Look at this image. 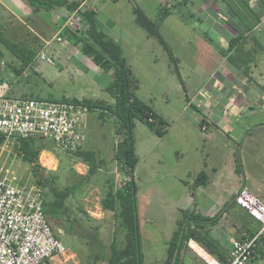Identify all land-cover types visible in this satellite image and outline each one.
Instances as JSON below:
<instances>
[{"label":"rangeland","instance_id":"1","mask_svg":"<svg viewBox=\"0 0 264 264\" xmlns=\"http://www.w3.org/2000/svg\"><path fill=\"white\" fill-rule=\"evenodd\" d=\"M214 1L216 0L209 2L214 3ZM261 1L253 0V5L256 4L264 10V0ZM88 3L99 11L101 24H104L102 19L107 15L117 20L116 29L122 30L123 36L130 31L134 33L133 36L129 35L130 40L134 42L126 44L124 57L137 82L135 92L142 101L160 113L171 126L167 135L162 136L156 135L138 120L135 121L134 127L137 157L135 168L137 215L142 264H157V254L161 244L155 240L152 241V238L158 237L153 226L169 227L171 218L176 219L175 202L181 196V187L177 183V178L182 177L185 170H190L197 165L200 150L203 147L213 145L220 149L225 146L223 158L228 169L234 163L232 152L239 150L245 175H248L252 167L259 168L261 172L264 171V109L255 114L256 107H264V85L260 86L251 77L247 79L240 75L243 81L236 82L239 89L234 92L233 102H210L213 104V112L218 114V110H223L222 114L227 117L234 113L241 114L239 119L237 117V119L223 120L224 123H221L220 127L218 125L213 127L207 122L205 129L202 130L199 123L205 117L201 112L210 111L203 108V103H196L198 109L192 105L195 101L190 103L189 101L200 85L203 86V97L209 98L207 84L213 82L212 79L216 78L221 69L219 58L214 56L215 50L209 44L200 43L197 38L191 36L189 27L180 25L179 19L182 18L184 21V16L188 15L185 4L179 1L177 16L169 14L160 26L162 36L178 59L182 85L157 39L144 35V30L130 21V10L134 5L141 7L149 17L154 19L161 5L171 10V1L88 0ZM228 4L230 0H223L220 5L228 6ZM238 7L240 11L242 7L240 5ZM237 13L240 16V13ZM67 20V26L71 30L82 29L81 20L75 13ZM6 33L8 39L15 41L11 34ZM52 36L47 45L45 43L42 46L39 45L43 50L38 46L36 48L38 52L44 51L45 55L52 57L54 63L50 64L38 57L35 67L32 66L20 74L15 71L20 61L0 41V94L28 97H77L111 102L110 95L105 89L99 90L91 86L93 73L103 69L97 67L88 56L79 53L78 57L79 46L72 47L71 53L88 67L83 68L84 64L73 60H70L69 66L63 65L54 53L63 52V46H67V41L59 32L54 31ZM58 36L61 38L60 41L56 39ZM211 45L215 47L219 44ZM71 59H75L74 55ZM261 59L264 61V58ZM61 67L62 71L59 72ZM261 69L264 70V68ZM106 73L111 75L110 72ZM261 77L264 83V72ZM232 84L228 82L226 88ZM218 94L222 96L224 93L220 90ZM244 96L248 98L247 102L240 100ZM256 97L262 99L258 104L255 103L258 102ZM218 104H222L219 106L220 109ZM86 121V140L83 148L93 152V165H90L82 155L63 152L50 141L38 143L40 146L38 162L45 168L43 176L47 179L46 185L40 186L43 188L45 202L50 203L53 209V217H50L48 221L55 232L58 230L62 232L58 236L68 248L69 258L66 264H81L86 253L85 240L82 238L86 228L97 232L98 238L105 244V251L109 254L113 238L118 247L122 246L124 241L123 230L118 226L115 217L118 209L105 210L102 206V200L111 185L115 188L121 181L115 160L117 142L115 119L108 113L96 109L89 111ZM211 131H214L215 135L211 136L212 141L206 144L205 136L201 132ZM0 165L7 168L10 175L15 176L20 182L34 183L36 181L31 165L22 159L12 143L0 149ZM227 176L229 179H234L237 175L233 174L231 177L227 174ZM251 182L256 181L251 180ZM252 188L247 189L263 200L260 190L254 191ZM155 214L162 215L163 218L159 220L161 225L154 222ZM255 257L258 259L252 263L251 260ZM98 264L106 263L98 262ZM249 264H264V240H261L252 252Z\"/></svg>","mask_w":264,"mask_h":264},{"label":"crops","instance_id":"2","mask_svg":"<svg viewBox=\"0 0 264 264\" xmlns=\"http://www.w3.org/2000/svg\"><path fill=\"white\" fill-rule=\"evenodd\" d=\"M169 1H171L173 7H171L172 11L170 10L169 14H175L176 16L178 13V5L175 6V4H178L179 1H182L185 4L186 13H188V15L184 16V21L182 20V18L179 19L180 25L189 27V34L197 38L200 43L202 42L205 44H209L215 50L214 56H217L219 58L220 63L221 72H217L218 75L215 74L216 78L212 79L213 82L211 84H207L209 85V98L205 99L206 97H203V86L200 85L195 89L194 95L192 96V98H190L191 100L189 101V103L191 101H195L192 105L193 107L196 106L198 109L199 107L196 105V103H203V108L207 109V111H210L205 113H203L204 111L201 112L205 117L204 122H209V124L213 127L215 125H218V127H220V124L224 123L223 120H228L231 118L237 119V117L239 119V115L241 114L234 113L231 116L227 117L222 114L223 110H218L220 114L212 111L213 104L210 102H233L234 92L238 91L239 89L237 83H242L243 81L241 79V76L243 75L239 72L238 69L227 64L226 57L220 53V50L227 49L228 40L231 37L239 34L240 32L243 33L247 39L245 43L246 48H252L253 46L257 47L256 44L260 43L261 49L258 47V49L260 50L256 54V59L251 66L250 76L251 79H253V81L256 80V82L260 86L264 85L261 77L264 72V70L262 71L261 69L264 68V61L261 59L264 58V10L260 9L256 4L253 5V0H240V2L238 0H230V4L232 3V5L228 4V6L220 5L221 1L223 0H216L214 1V3L209 2L210 0ZM82 4V6H88L96 12L95 22L97 27L104 31L116 42H118L123 49V53H125L124 51L126 44L128 42H134L130 40L129 35L133 36L134 33L130 31L129 34L127 32L126 36H123V31L120 29H116L115 24L117 20H113L107 15L104 17V19H102V22H104L105 25L101 24L99 11L95 7H93V5L89 4L88 0H85ZM238 5L242 7L240 11L238 10ZM130 11V21L134 23V25H137L134 21L133 7ZM237 12L240 13V16L237 15ZM73 13L75 12H69L65 9V7L62 6L55 7L51 10L40 9L36 12H33L28 0H0V30L6 37H8V34L6 32L11 34L13 38H15L14 40L16 42H24V44L29 45L31 48H35L36 46L40 47L44 45V43L46 45L49 43L48 40L49 38H53L52 34L54 31L56 33L60 32L62 28L67 26V19L72 16ZM169 14L165 17V20L166 18H168ZM242 20L245 23H243ZM204 27H206V29H202ZM54 28H56L57 30ZM144 35H147L146 32ZM212 43H218L219 45H216L214 47L213 45H211ZM74 46L75 45H72L67 41V46H63V52L57 51L56 53H54V55L63 62V65L69 66L70 60L78 61L81 64H84L77 58L79 53L82 54L80 50H78L77 56L73 54L76 60L71 59L73 56L71 53V48ZM41 50L43 49L41 48ZM38 54L39 52H37V55L32 64L29 67H26L21 73L27 71V69L32 66L35 67ZM20 64L21 62H19V65L16 67L19 68ZM85 65L86 64H84V67L82 65V67H88ZM61 71L62 67L59 72ZM99 71H97L98 74H96L97 72L93 73V76L96 78L91 77V86L102 90L110 82L112 77L103 70ZM243 77L246 78L245 76ZM228 82L233 84L230 87L226 88L228 86ZM220 90L224 93L222 96H218V91ZM247 99L248 98L244 96V98L242 97L240 100H244L245 102H247ZM255 99L256 101H258L255 102L257 104L262 100L260 98L258 99V97H256ZM210 105L211 107H209ZM220 105L222 104H218V108ZM263 109V106L256 107L255 114L259 113L260 110ZM201 123H199L200 129ZM170 128V125L166 127L164 135H167ZM201 133L203 136H205L204 142L206 144L209 141H212L210 137H213V135H215L214 131ZM224 147L225 146H222L219 149L218 147H214L213 145H206L200 150L201 152L197 160V165L194 166V168L196 169H187L184 171L182 177L177 178V183L181 187V196L175 202L176 211L174 212H176L177 214L176 219L171 218L169 227L161 228L159 227V225L158 227L155 225L153 226L156 231V235L158 236L157 239L159 241H157V239L155 238H152V241L155 240V242L161 244V248L157 254V264H164L168 243L173 237V234L177 228L178 221L183 218V212L192 211L195 214L212 217L220 211L221 207L227 201H231V198L238 190L242 188L247 189L248 187H253L252 189L254 191L259 189L264 201V171L261 172L259 168L252 167L248 171V175H245L243 169L242 178L241 175L235 172V160L234 163L231 164V166H233H229V169L225 165L226 163L224 162L223 158V152L225 151ZM233 154L234 152H232V155ZM202 170H204L208 176L206 184L193 187V180L195 176ZM226 170H229L230 172H227ZM227 174H230L231 177L233 176V174H236L237 176H234V179H229ZM251 180L256 182H251ZM162 218L163 217L161 214H155L154 222L160 224L161 222H159V220H161ZM257 225L258 224L254 222V220L244 208H242L235 202H232L226 209V211L221 213L215 224L210 225L205 229H196L197 231H200L201 235L204 236V238L208 241V249L210 248L212 250V255L209 254L204 247L202 248L209 254V256H211L215 260H224L228 261L229 263L230 250L232 248L233 241L250 236V231L253 230V228ZM188 226L190 228H194L195 223L193 221H190L188 222ZM205 230H207V232H205ZM190 241L196 242L193 239H189L182 244L179 251L178 264H212L211 262L205 260L202 256H200L190 246ZM196 243L200 246L203 245L200 242ZM257 259L258 258L255 257V259H252L251 262L254 263L253 261Z\"/></svg>","mask_w":264,"mask_h":264},{"label":"trees","instance_id":"3","mask_svg":"<svg viewBox=\"0 0 264 264\" xmlns=\"http://www.w3.org/2000/svg\"><path fill=\"white\" fill-rule=\"evenodd\" d=\"M84 1L28 0L33 12L40 9L51 10L55 7L62 6L69 12L76 13L81 20L82 29L71 30L68 26H65L59 33L72 45L79 46L80 52L90 57L97 66L111 73L112 79L104 88L110 95L111 102H106L101 99H78L77 97L56 98L53 96H36V98L79 102L87 106L89 111L101 110L115 119V134L117 135L115 160L117 171L121 175V181L115 188L111 185L102 200V206L105 210L118 209L115 217L118 221V226L123 230L124 241L123 245L118 247L115 238H113L110 244L111 252L109 254L105 251V244L98 238L97 232L88 228L84 229L85 232L82 238L85 240L86 253L81 260V264H98V262H105L106 264H142L136 196L137 181L135 168L137 157L134 138L135 121L138 120L145 124L158 136L164 135L168 122L149 104L137 96L135 92L137 82L124 57L121 45L97 27L95 22L96 12L88 6H82ZM169 12L170 9L168 7L161 5L158 8V15L152 19L138 5H134L133 7L135 23L146 32L147 36L156 38L161 44L172 64L174 73L182 84L178 59L172 53L160 32V26ZM0 41L20 60V67L15 69L19 74L32 64L37 55L38 49L36 47L31 48L27 44L12 41L5 37L1 30ZM246 41L245 35L240 32L228 40L227 49L220 50V53L226 57V62L229 66L238 69L243 76L250 79L251 66L256 59L258 47L261 49V45L257 43V47L246 48ZM149 118H151V121ZM43 142L45 141L36 137L20 138L14 144V148L21 154L22 159L31 165L32 174L36 177L34 183L44 187L47 182V179L43 176L45 168L40 166L38 162V154L40 152L38 143ZM237 145L239 147V143ZM75 153L82 155L90 165L94 164L92 151L83 149ZM234 160L235 172L243 178V167L239 150L234 152ZM207 179L206 172L204 170L200 171L193 180V187L206 184ZM234 196L231 198V201H227L221 207L220 211L212 217L195 214L192 211L183 212V218L178 221L173 237L168 243L164 264H171L176 248L177 254L174 264H178L180 248L189 239L202 243L203 245L201 246L212 255V250L210 248L208 249V241L196 228L205 229L215 224L221 213L226 211L229 205L234 202ZM43 211L47 221L50 217H53V209L50 203H46L45 200H43ZM190 221L195 223L194 228L188 226V222ZM259 228L260 225L254 227L250 231V236L254 235ZM261 240H264L263 236ZM216 261L220 264H228V261L218 259Z\"/></svg>","mask_w":264,"mask_h":264},{"label":"built area","instance_id":"4","mask_svg":"<svg viewBox=\"0 0 264 264\" xmlns=\"http://www.w3.org/2000/svg\"><path fill=\"white\" fill-rule=\"evenodd\" d=\"M38 57L54 63L44 51ZM88 113L87 106L71 100L0 94V149L20 138L36 137L63 152L83 150ZM205 127L202 121L201 129ZM43 200L38 184L20 182L0 165V264H66L68 248L58 236L61 230L55 232L47 221ZM234 202L260 228L252 236L233 241L228 264H249L264 233V201L242 188Z\"/></svg>","mask_w":264,"mask_h":264},{"label":"bare ground","instance_id":"5","mask_svg":"<svg viewBox=\"0 0 264 264\" xmlns=\"http://www.w3.org/2000/svg\"><path fill=\"white\" fill-rule=\"evenodd\" d=\"M189 244L205 260L211 262L212 264H219L211 256H209V254L199 244L194 241H190Z\"/></svg>","mask_w":264,"mask_h":264},{"label":"water","instance_id":"6","mask_svg":"<svg viewBox=\"0 0 264 264\" xmlns=\"http://www.w3.org/2000/svg\"><path fill=\"white\" fill-rule=\"evenodd\" d=\"M176 254H177V248H176V250H175V252H174V254H173V257H172V260H171V264H174ZM213 259H214V258H213ZM214 260H215V259H214ZM215 261H216V260H215ZM216 262H217V261H216Z\"/></svg>","mask_w":264,"mask_h":264}]
</instances>
